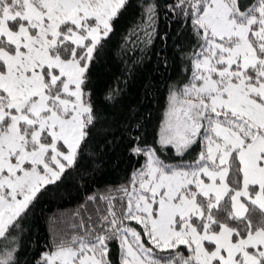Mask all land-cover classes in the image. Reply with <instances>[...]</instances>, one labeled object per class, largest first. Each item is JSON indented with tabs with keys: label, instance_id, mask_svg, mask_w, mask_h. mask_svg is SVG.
Segmentation results:
<instances>
[{
	"label": "snow or ice",
	"instance_id": "obj_1",
	"mask_svg": "<svg viewBox=\"0 0 264 264\" xmlns=\"http://www.w3.org/2000/svg\"><path fill=\"white\" fill-rule=\"evenodd\" d=\"M152 55L149 139L155 81L124 100ZM114 128L132 165L89 192ZM73 177L23 264H264V0H0V264Z\"/></svg>",
	"mask_w": 264,
	"mask_h": 264
},
{
	"label": "trees",
	"instance_id": "obj_2",
	"mask_svg": "<svg viewBox=\"0 0 264 264\" xmlns=\"http://www.w3.org/2000/svg\"><path fill=\"white\" fill-rule=\"evenodd\" d=\"M134 14V10L130 12V16ZM124 22L121 26L123 27ZM163 21H161L160 27L163 29ZM160 47L159 40L156 41V48ZM155 51V49H153ZM142 54L137 52L136 56L139 57ZM151 55V54H150ZM156 64V57L152 55L151 61L147 62L143 74H137L136 80L131 84V90L125 97L124 103L132 102L135 103L139 100L143 93L145 80H149L150 83L155 81L153 84L154 89H159L160 103L158 104L155 99L150 103H146L141 107V115L151 114L150 122L148 124L149 139L152 138V133L159 121L160 116L163 113V93L165 88V81L169 75L174 76L175 72H165L163 75L155 74L152 75L151 69ZM120 65L113 63L111 65V72L109 76L118 74ZM153 97L156 96V92L152 93ZM114 136L117 138L113 145L107 146L104 150L97 154V158L94 161H83L82 167H87L89 164H94L99 170L96 171L94 181L93 179L87 180L88 191L91 192L96 188L103 187L106 184L118 183L129 171L132 160L125 152V145L127 139L121 138L123 133L122 130L114 128ZM77 182L79 177H73L64 187L59 191L46 194L42 198V203L36 209V215L29 224L30 231L26 230L24 233V249L21 252V264L24 261H30L34 254L38 252V245L43 246L45 241L48 239V225L46 223L47 217L53 213L60 215H66L73 212L76 208L77 202L84 195V188L80 187L77 189Z\"/></svg>",
	"mask_w": 264,
	"mask_h": 264
}]
</instances>
